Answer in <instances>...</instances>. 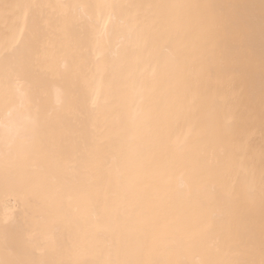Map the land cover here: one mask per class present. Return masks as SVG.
<instances>
[{
  "label": "bare ground",
  "instance_id": "bare-ground-1",
  "mask_svg": "<svg viewBox=\"0 0 264 264\" xmlns=\"http://www.w3.org/2000/svg\"><path fill=\"white\" fill-rule=\"evenodd\" d=\"M0 264H264V0H0Z\"/></svg>",
  "mask_w": 264,
  "mask_h": 264
}]
</instances>
